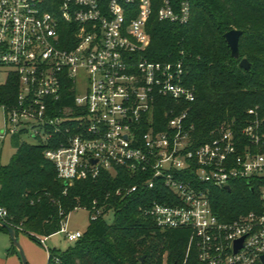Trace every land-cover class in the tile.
<instances>
[{
	"label": "built area",
	"instance_id": "2783aa9c",
	"mask_svg": "<svg viewBox=\"0 0 264 264\" xmlns=\"http://www.w3.org/2000/svg\"><path fill=\"white\" fill-rule=\"evenodd\" d=\"M190 11L191 0H160L156 19L185 25ZM153 12V0H0V86L18 87L14 104L0 105V140L44 145L68 186L120 169L138 182L118 197L162 185L172 197L145 214L159 230L190 231L186 257L194 249L196 264H264V118L249 109L238 134L232 120L196 138L189 70L142 57ZM238 183L258 196L223 219L214 191ZM100 215L93 206L91 219ZM61 231L71 243L82 236L65 223Z\"/></svg>",
	"mask_w": 264,
	"mask_h": 264
},
{
	"label": "trees",
	"instance_id": "16d2710c",
	"mask_svg": "<svg viewBox=\"0 0 264 264\" xmlns=\"http://www.w3.org/2000/svg\"><path fill=\"white\" fill-rule=\"evenodd\" d=\"M153 1L154 12L147 24L149 44L142 57L151 62L181 60L189 70L186 84L195 94L189 116L196 138L206 141L212 130L232 120L238 134L249 109L256 108L264 118V0H191L185 25L159 22L160 0ZM234 29L242 32L238 60L230 56L223 37ZM242 59L248 61V71L239 67ZM17 91L11 80L0 86V105L12 106ZM11 145L13 156L8 164L0 165V208L6 212L2 222L16 236L23 234L40 243L59 233L71 212H89L87 231L65 251L48 249L47 264H163L164 253H175L179 264H196L194 249L186 257L190 231L159 230L145 214L154 203L172 197L162 185L118 197L115 190L138 182L120 169L68 186L44 157V145L19 137L11 139ZM257 196L258 192L253 195L238 183L230 191L215 190L211 203L223 219H232L249 211ZM93 206L101 210L94 220Z\"/></svg>",
	"mask_w": 264,
	"mask_h": 264
},
{
	"label": "rangeland",
	"instance_id": "374dc122",
	"mask_svg": "<svg viewBox=\"0 0 264 264\" xmlns=\"http://www.w3.org/2000/svg\"><path fill=\"white\" fill-rule=\"evenodd\" d=\"M82 91L83 89L79 87V96H84ZM4 127L3 113L0 110V135L3 133ZM23 139L29 143H35V141L29 137H25ZM14 152L15 150L11 145V138L9 136L0 140V165L8 164ZM108 221H111V217H108ZM88 225L89 212L85 209H78L71 212L65 220V230L68 233L80 232L83 234L87 231ZM17 241L23 250L27 264H46V253L48 249L65 251L72 245L71 242H68L66 234L62 231L49 237L48 239L46 238L42 244L32 241L23 234H18ZM156 242L159 243V240H156ZM27 256H30L31 261H28ZM143 258L145 257L143 256ZM163 264H179L175 253H164Z\"/></svg>",
	"mask_w": 264,
	"mask_h": 264
},
{
	"label": "water",
	"instance_id": "95a60500",
	"mask_svg": "<svg viewBox=\"0 0 264 264\" xmlns=\"http://www.w3.org/2000/svg\"><path fill=\"white\" fill-rule=\"evenodd\" d=\"M242 35V32L240 30H231L227 33L224 34V39H225V42L230 50V56L235 59V60H238L240 58V53H239V39H240V36ZM239 67L248 71L250 69V65L248 63V61L246 59H242L240 62H239ZM226 191H229L228 188H226ZM0 227L3 228L10 241H11V244L12 246L16 249L18 255H19V258L21 260V263L22 264H27V260L25 258V255L23 253V250L20 246V244L18 243L17 241V236H16V233H15V230L10 227L9 225H7L6 223L0 221ZM241 242L242 241H239L236 243V250L238 248H240L241 246ZM144 260V258H140V262H142ZM262 260H264V257H262Z\"/></svg>",
	"mask_w": 264,
	"mask_h": 264
},
{
	"label": "crops",
	"instance_id": "0c3cea01",
	"mask_svg": "<svg viewBox=\"0 0 264 264\" xmlns=\"http://www.w3.org/2000/svg\"><path fill=\"white\" fill-rule=\"evenodd\" d=\"M27 258L28 261H31L30 256H27ZM46 258H47V253H46ZM0 264H22L19 255L16 249L12 246L7 233L1 229H0ZM46 264H47V260H46Z\"/></svg>",
	"mask_w": 264,
	"mask_h": 264
}]
</instances>
